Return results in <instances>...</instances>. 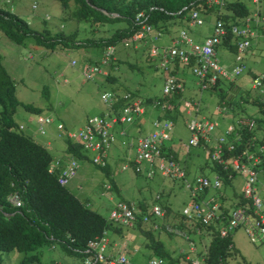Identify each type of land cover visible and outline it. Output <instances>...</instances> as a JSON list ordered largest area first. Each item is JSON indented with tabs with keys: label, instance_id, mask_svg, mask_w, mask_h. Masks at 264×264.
Returning a JSON list of instances; mask_svg holds the SVG:
<instances>
[{
	"label": "trees",
	"instance_id": "16d2710c",
	"mask_svg": "<svg viewBox=\"0 0 264 264\" xmlns=\"http://www.w3.org/2000/svg\"><path fill=\"white\" fill-rule=\"evenodd\" d=\"M57 1L60 2L64 11L68 10L72 20L89 27L92 34L102 25L123 23L124 26L115 29L107 37L76 40L75 35H65L61 32L51 34L47 29L42 31L33 29L22 18L0 7V33L15 44H22L24 39L32 38L36 45L43 47L45 50L59 48L67 52L91 48L94 49V56L99 58L104 48L114 46L116 49H127L126 55H128V49L130 48H124L121 45V41L129 38L139 29L140 26L134 22L137 14L141 13L146 18H141L142 21L153 26L155 30L167 35H174L176 31L178 33L179 29L173 30L172 26L174 24L180 26L184 23L187 24L188 15L192 11H197L199 12V17L202 15L209 17L215 14V21L220 20L223 22L227 33L222 39L220 48L224 47L233 52L236 61V46L233 44L235 37L230 33L229 26L243 25L245 19L251 15L250 10L239 0H225L222 5L214 4L212 0ZM220 9L222 10L220 11ZM141 53L145 55L144 52L141 51ZM127 57L125 56L124 58ZM96 58H84L79 62L82 65L79 64L78 69H82L85 64H98ZM145 61L151 66L148 60ZM123 62L121 58L115 57L107 66L108 71L114 69L117 71L119 70V65L122 64H127L126 66L130 69L134 68L133 64ZM152 68L157 71L156 67L152 66ZM178 69L180 68L176 63L169 74L178 77V80H182ZM109 75L106 77L107 80L112 83L115 82V77ZM224 82L230 84V86L234 84V82H227L219 78L213 86L202 91L214 93L218 97V104L225 102L228 106V113L231 112L232 115H235L237 106L243 103H239V100L238 103L234 102L235 98L232 100L226 99L227 93L222 88ZM181 83L184 88V82L181 81ZM114 93L119 98L122 95V93L116 91ZM129 93L132 98H140L133 92ZM181 97L182 92L177 91L171 96L157 98L158 101H167L172 106L169 110L160 111L161 114L158 118L174 123L180 114L178 108L183 104V100L180 101ZM240 98L244 103L256 107L258 116L246 117L255 121V128L238 130L242 140L236 145V149L233 152L226 153L229 158H234L237 153L244 149L249 152H256L255 148L264 144V111L262 110L264 104L256 96H251L250 91H246L245 95ZM125 102V100L119 99L115 103L114 110L118 111L125 105ZM152 102L151 98L145 100L146 105H151ZM18 107L33 115L42 113L41 108L23 104L16 99L14 81L4 70L0 58V264H3L1 254L9 253L22 255L18 264H42V248L49 250L52 247L59 248L65 255L75 257L84 264V260L88 256V253H86L87 245L90 241L101 238L104 234L106 237L109 234L121 235L126 230V227L113 223L96 210L91 209L85 202H82L72 194L66 186H61L57 182L58 171L48 172V166L54 161L50 153L44 147L35 143L30 137L25 136L22 130L19 129L20 125L15 123L13 116ZM209 116L208 120H213L217 117L213 114ZM64 142L66 143L65 153L70 159L66 161L59 159L62 163H68V161L73 159L77 163L87 162L94 165L81 145L69 139H65ZM200 143L203 145L202 140ZM197 149L204 153L202 149ZM162 151L165 152L164 155L166 157L173 155L174 160H178L176 153L172 149L162 148ZM207 161L201 169H207L210 174L218 175V178H220V188L211 191V193L218 198L224 215L237 205L244 202L248 203L249 201L243 200L241 192L237 193L233 188V179L238 174L230 167L228 170H223L222 165L210 161L207 163ZM260 163L264 165V160L261 159ZM94 167L104 174L108 181L107 184L110 186L109 191L116 192L117 186L113 180L109 164L104 167L96 165ZM256 170L259 171V166L256 167ZM207 192V189H205L198 196V199L201 200ZM12 194H18L21 202L20 207L16 208L8 202V198ZM139 207L143 213H146L144 205ZM167 212L169 211L165 209V214ZM172 220L176 222V226H174L175 228L177 227L176 229L182 231L190 229L188 234L199 231V235H210V242L204 252H202L204 264H227L226 260L233 250L231 244L232 233L227 237H220L218 233V228L224 225L226 220L209 225L195 224L194 226L187 225L184 220L183 222H177L174 217ZM142 226V223L138 220L133 228L142 232L146 238V247L150 251L149 259L152 257L162 258L166 264L191 263L189 259L184 258L183 254H178L177 256L169 254L164 249L162 242L155 238L153 230H144Z\"/></svg>",
	"mask_w": 264,
	"mask_h": 264
},
{
	"label": "rangeland",
	"instance_id": "374dc122",
	"mask_svg": "<svg viewBox=\"0 0 264 264\" xmlns=\"http://www.w3.org/2000/svg\"><path fill=\"white\" fill-rule=\"evenodd\" d=\"M239 1L243 2L247 8H250V0ZM33 5L36 6L35 9L32 8ZM0 7L16 14L33 29L38 31L47 29L51 34L61 32L65 35H75L76 40L107 37L115 29L124 26L123 23L102 25L92 34L89 27L72 20L68 10L64 11L57 0H10V5L0 0ZM69 11L71 12V10ZM214 16L215 14L207 18L202 15L201 17L205 21L204 25L188 28V35L193 40L195 38L198 41L197 43H201L200 41L208 35V29L211 23L214 22ZM180 27L187 29V24L184 23L181 26L174 24L172 26L173 30H177ZM198 36L200 39H197L199 38ZM158 43L160 44L161 42L159 41ZM263 43L252 49V56L243 57L242 64L246 67L245 72L234 83L239 88V94L234 102L238 103L239 100V103L243 104L237 106L235 117L258 116L257 108L251 104L244 103L240 97H243L246 91H250L251 96H254V91L250 90L251 77L248 76V69L253 67L256 74L264 73ZM120 47L122 46L120 45ZM93 50L91 48L67 52L59 48L45 50L43 47L36 45L32 38L24 39L22 44H15L0 33L1 65L14 81L16 99L23 104L41 108L42 113L39 115L50 117L53 123L45 128V134L42 135L36 131V124L34 123V119L38 115H33L18 107L13 119L17 125L24 127L22 133L44 147L53 159L65 154L66 143L64 139L58 137V134L77 130L86 123L88 118L100 115L104 111L105 106L100 99L101 93L112 90L119 93L133 92L143 101L147 98L163 95V77L161 72L155 71L151 67L152 65L150 66L145 61L147 59L145 55H142V49L134 51L130 48L128 49V55H126L127 49H117L115 57L121 58L124 61L123 63L129 62V64H133L134 68L130 69L126 66L127 64H122L119 65V70H110L109 76H114L115 82H109L106 77L100 78L103 83L101 85L97 84L96 79L92 81L85 80L78 69L79 62L84 58L95 59L97 56H94ZM220 53L217 52V58L222 66L228 68L234 65L235 57L233 52L221 50ZM125 56L128 57L124 58ZM73 59L77 61V66L75 67L70 65V61ZM259 61L261 63L257 64L258 66L253 65V63ZM182 72H184V88L181 91L182 97L180 101L197 104L198 113H205L206 119H209V112L216 116L215 107L218 104V97L209 91H199L196 86V79L190 71L181 69L180 73ZM229 86L230 84L225 82L222 84L225 92H227ZM150 110L154 109L148 107L146 114L139 118L138 122H144L139 131L136 130L134 125H126L125 129L128 130V135L122 138L124 143L132 146L133 142L142 139L153 130L151 122L158 117L160 111L154 110V112L149 113ZM178 110L180 114L177 120L174 123L172 122L171 140L169 142L178 156V162L188 170L187 179L189 181H192L198 175L211 176L212 174L207 169H201L206 162L202 151H198L197 148H189L190 156L188 158L182 157L183 151L186 152L187 142L190 138L186 123L190 118L196 117L197 114H187L184 104L180 105ZM235 117L231 118L230 122H225L224 125L232 123ZM116 139L118 140L117 136ZM116 139L113 141L114 143L112 142V145L115 146H111L109 157H107L109 165L113 161V153L119 151ZM47 143L50 144V147L47 146ZM128 144L122 145L123 150H126L125 148L130 150L131 160L129 161L128 157L125 160L123 159V163L127 168L121 169L123 163L120 162L112 166V177L118 189L116 192L105 190L104 186L108 181L104 174L94 165L87 162H78L79 169L76 176L70 180L66 188L79 200L85 202L91 209L96 210L105 218L109 217V211L116 202H143L142 204L148 208V210L146 209V214L150 213L152 206L156 204L162 210L165 211L167 209L171 212L177 222H183L182 208L192 200L189 191L178 180L160 177L157 173L147 177L146 165L141 166V172H136L132 161L134 150L131 146L127 147ZM67 159L69 160L70 157L68 156ZM243 182L244 180L240 175L233 179V188L237 193L242 191ZM157 196L159 199H156ZM148 225L151 226L148 223L145 228L148 229ZM125 232L127 235L134 233L136 235V240L134 241L138 249L144 256L149 254L150 251L146 247V238L142 232L136 228H126ZM153 234L155 238L164 243L165 249L172 252V255L178 254L182 250L192 260L197 261L199 264H204L202 251L204 252V247L206 248L210 242V235L202 234V238H200L198 235L190 233L188 234L189 240H186L183 237L171 235L165 231H153ZM110 239L112 240L111 235ZM189 242L192 245L194 244L195 252H190ZM231 244L233 250L226 260L227 264H264V241L252 242L243 228H239L231 234ZM41 252L43 253L42 264H83L79 259L65 255L57 247H52L49 250L42 248ZM105 253H107V250ZM127 253L128 255L130 254L129 251ZM21 256L16 253L1 254L3 264H18ZM132 259L139 264L147 261L146 259L140 262L143 259L139 258L138 260L133 257Z\"/></svg>",
	"mask_w": 264,
	"mask_h": 264
},
{
	"label": "built area",
	"instance_id": "2783aa9c",
	"mask_svg": "<svg viewBox=\"0 0 264 264\" xmlns=\"http://www.w3.org/2000/svg\"><path fill=\"white\" fill-rule=\"evenodd\" d=\"M225 0H212L216 5H222ZM255 9L250 17H247L243 25L229 26L230 33L235 37L233 44L236 46L237 64L231 69L222 68L217 58V52L227 31L220 20H216L212 26V32L203 42H195L187 30L178 31L177 37L168 46H159L158 41L162 37V32L155 30L153 26L144 23L146 19L141 13L137 14L134 22L139 25L129 38L121 41L124 48L133 50L142 49L146 59L155 67L165 73L163 81V98L171 96L177 91L183 90V84L177 77L170 75L173 65L176 63L185 68H189L190 73L195 77L200 90H205L213 86L217 79L222 78L227 82H235L244 72L245 66L242 64L243 57L250 48L256 47V41L264 32V0H254ZM142 18V19H141ZM188 26L199 27L204 24V20L199 17V12L192 11L188 15ZM116 47L105 48L98 59V64L85 65L82 69V77L92 81L97 76H106L107 72L102 69L107 67L110 61L115 59ZM75 61H71L74 66ZM250 86L260 102L264 104V73L251 76ZM100 99L105 106V110L100 115L90 117L86 123L74 131H65L59 137H65L72 142L82 146L89 155L91 162L99 167L106 166L108 152L114 140L113 129L119 123L131 124L136 118L145 112L146 104L141 98H132L129 93H124L120 98L114 92H103ZM119 99L125 100V105L118 111L114 110L115 103ZM189 114L198 113V105L192 102L183 103ZM153 108L169 110L172 108L167 101L155 100ZM264 111V107H262ZM216 119H198L192 117L186 126L190 132L187 142L189 148H200L204 151L206 160L222 165L223 170L230 167L240 175L244 182L241 195L243 204L230 209L226 215L221 210L218 198L212 195L211 191L220 188L221 181L218 175L211 176L198 175L192 181L187 179L185 168L174 160L173 155L166 157L162 148H166L171 140L172 123L166 119L156 118L152 121L153 130L139 139L134 150L132 159L136 172L141 171V166L146 165L147 177L159 174L162 177L174 179L182 182L189 191L191 201L182 208L184 223L189 226L209 225L226 220L224 225L218 228L220 237H227L239 228H243L252 242L264 241V165L260 160H264V144L255 148L256 152H249L247 149L241 150L234 158H229L226 153H231L236 149V145L242 140L238 130L255 128V121L250 118H237L232 123L224 125L218 118H225L228 115V106L225 102L217 104L215 107ZM48 117L39 116L35 118L36 131L45 134V128L51 124ZM19 129H23L20 125ZM203 141V145L200 141ZM186 153V154H187ZM259 166V171L256 167ZM127 166H122L126 169ZM79 164L71 159L68 163L54 160L48 166V172L58 171L57 182L61 186H66L70 180L76 176ZM259 174V176H258ZM105 190H110L109 184L104 186ZM207 189V194L200 200L198 196ZM156 199H159L157 196ZM8 202L14 207L21 206L18 194H12ZM139 204L134 202H116L109 211L108 219L119 226L133 228L139 220L142 225L151 224V229L156 231L159 225L152 220H162L164 213L161 207L153 205L150 213H143ZM1 210V208H0ZM165 231L171 234L186 238V234L170 226H165ZM187 239V238H186ZM188 240V239H187ZM108 244V239L104 234L101 238L92 240L87 245L86 253L88 256L84 264H139L132 261L125 248L114 256L107 257L104 254ZM193 245L190 243V250ZM143 264H166L165 260L152 257ZM190 264H199L191 261Z\"/></svg>",
	"mask_w": 264,
	"mask_h": 264
},
{
	"label": "crops",
	"instance_id": "0c3cea01",
	"mask_svg": "<svg viewBox=\"0 0 264 264\" xmlns=\"http://www.w3.org/2000/svg\"><path fill=\"white\" fill-rule=\"evenodd\" d=\"M250 8H248L249 10H250V12L252 13L253 12V10L255 9V7H256V4L254 3V0H250ZM221 11V10H220ZM205 17H207L208 18V16H205ZM210 17V16H209ZM214 22H215V16H214ZM214 22L213 23H211V26L209 27V32H208V35L207 36H209L210 34H211V32H212V26H213V24H214ZM204 23H205V21H204ZM204 25V24H203ZM189 26H188V24H187V27L186 28H188ZM179 30H181V29H183V28H178ZM185 30H187V29H185ZM169 34V33H168ZM177 31H176V33L174 34V35H167V34H165V33H163L162 34V37L160 38V44L158 43V45L159 46H168V45H170L171 44V42H172V40H174L176 37H177ZM261 34V36L257 39V41H256V47L260 44V43H262V42H264V32H261L260 33ZM199 37V36H198ZM163 38V39H162ZM194 38V37H193ZM202 38V37H201ZM206 37H204V39H205ZM197 39H200V37L199 38H197ZM203 39V40H204ZM194 40H195V38H194ZM202 40V41H203ZM158 41V42H159ZM196 42H198L197 40H195ZM202 41H200V42H202ZM167 42V43H166ZM264 44V43H263ZM254 48H255V46H254ZM252 49H253V47L252 48H250L249 49V52H247L246 54H245V56H247V55H253V51H252ZM221 50H225V51H227V52H230V53H232L231 51H229V50H227L226 48H224V47H222V48H220V50H218V53L219 54H221L220 52H221ZM134 51H136V50H134ZM233 55H234V53H233ZM235 56V55H234ZM244 56V57H245ZM100 57V56H99ZM97 59H98V57H97ZM243 62V61H242ZM151 63V62H150ZM259 63H261L260 61L259 62H257V63H253V65L254 66H258L259 65ZM219 64H220V61H219ZM237 64V62L234 60V65L233 66H231V67H228V68H232V67H234L235 65ZM256 64V65H255ZM258 64V65H257ZM151 65L153 66V67H155V65H153L152 63H151ZM176 65V64H175ZM252 65V66H253ZM151 66V67H152ZM220 66L222 67V68H225V69H228V68H226V67H224V66H222V64H220ZM178 67L180 68V69H186V70H189L188 68H185V67H181V66H179L178 65ZM157 68V67H156ZM83 69V68H82ZM82 69H79V70H81L80 72H82ZM172 69H174V65L172 66V68H171V70ZM180 69H178V72H179V74H180V77H181V79L182 80H180V81H182V82H184L183 81V75H184V73L182 74V73H180ZM245 69H246V67H245ZM157 70L158 71H160L161 72V75H162V77H163V81H164V79H165V73L163 72V71H161L159 68H157ZM102 71L103 72H108V70L106 69V67L105 68H103L102 69ZM244 72H245V70H244ZM243 72V73H244ZM242 73V74H243ZM248 76H254L256 73H255V69L253 68V67H250L249 69H248ZM104 76H97L95 79V81L97 82V84H103L102 82H101V80H100V78H103ZM178 78V77H177ZM94 81V82H95ZM235 83V82H234ZM196 86L199 88V86L197 85V83H196ZM162 90H163V86H162ZM199 91H200V89H199ZM107 92H114V90L113 91H107ZM124 93H129V92H124ZM124 93H122V94H124ZM227 94H226V99H230V100H232L233 98H236L237 97V95H238V93H239V88L235 85V84H233V85H231V86H229V88H228V90H227V92H226ZM130 94V93H129ZM131 95V94H130ZM253 97H255V96H253ZM157 98H163V95L162 96H160V97H158V96H154V97H152L151 99L153 100V102L155 101L154 99H156V100H158ZM185 100V99H184ZM152 102V103H153ZM152 103H151V105H146V108H145V112H144V114L142 115V116H144L145 114H146V111H147V108L148 107H150V108H152V109H154L155 111L157 110V108H153L152 107ZM194 103V102H193ZM159 108V107H158ZM154 110H152L153 112H154ZM208 110V109H207ZM152 111L150 110V112L149 113H152ZM158 111H162L160 108L158 109ZM186 113L187 114H189L188 113V111L186 110ZM161 114V112L159 113V115ZM212 113H208V116L209 115H211ZM158 115V116H159ZM142 116H140V117H138V118H136L135 119V121L133 122V123H131L130 125L129 124H121V123H119L118 125H116L115 127H114V129H113V135H114V140L113 141H115V139H116V136L118 137V147H119V151H115L114 153H113V155H112V163H111V165H109L110 166V169L112 170V175H113V169H112V166H114L115 164H117V163H123L124 161H123V159L125 160L126 159V157H128V159H129V161L131 160L130 159V150H129V148H125L126 150H123V147H122V145H126V144H128V143H124V141H123V137H125V136H127L128 135V130H126L125 129V127H126V125H129V126H132V125H134V127H136V130H138L139 131V129L141 128V126L144 124V122H138V120H139V118H141ZM198 119H202V118H206V116H205V113H197V116H196ZM227 117V118H226ZM233 117H235V115H232L231 114V112H229L228 113V115L227 116H225V118H218L217 120L219 121V122H222L223 124L225 123V122H230V120H231V118H233ZM158 118V117H157ZM238 117H235V119H237ZM216 119V118H215ZM234 119V120H235ZM187 124V123H186ZM151 127H152V122H151ZM137 142H138V140L136 141V142H133V145L131 146L130 144H128L127 145V147H129V146H131V148L133 149V150H135V147H136V145H137ZM114 143V142H113ZM112 143V144H113ZM49 146H50V144L49 143H47ZM111 144V146H113ZM115 146V145H114ZM113 146V147H114ZM112 147H110V149H111ZM166 148L167 149H172L173 150V147L170 145V143H168L167 145H166ZM110 149H109V152H108V157H109V153H110ZM181 150V149H180ZM199 151H201V150H199ZM187 152H184L183 151V156L182 157H189L190 156V152L188 153V154H186ZM176 156H177V154H176ZM68 158V155L65 153L63 156H61V157H59V158H57V159H53V160H59V159H61L62 161H64V160H68L67 159ZM133 158H134V155H133ZM132 158V159H133ZM177 158H178V156H177ZM177 162H178V160H177ZM106 164H108V160H107V163ZM123 166H124V163H123ZM184 167V166H183ZM185 168V167H184ZM122 169V168H121ZM185 170H186V168H185ZM146 171H147V168H146ZM188 170H186V172H187ZM135 172V171H134ZM141 172V171H140ZM139 173V172H138ZM137 174V173H136ZM160 176V175H159ZM160 177H162V176H160ZM118 190V189H117ZM143 202H137L136 204H139V205H143L142 204ZM154 205H156V204H154ZM145 206V205H144ZM146 207V206H145ZM146 209L148 210V208L146 207ZM163 213H164V216H163V219L162 220H152V222H154V223H156V224H158L159 225V229L158 230H156V231H165V226H170V227H172L173 229H176L174 226H176V222L175 221H173L172 220V218L174 217V215H172L171 214V212H167L166 214H165V211L163 210ZM161 227H163V229H161ZM142 229H144V230H146L147 228H145V225H143L142 226ZM147 230H152L151 229V226H149L148 225V229ZM176 230H178V229H176ZM189 230L190 229H187L186 231H183L185 234H186V238L189 240V236H188V232H189ZM166 232V231H165ZM166 233H168V232H166ZM169 234H171V233H169ZM193 234H196V235H198L200 238H202L201 237V235H199V231H196V233H193ZM110 235L111 234H109L108 236H107V239H108V244H107V246H106V248H105V251L107 250V253H105V255L107 256V257H109V256H114V255H116L117 253H119V252H121L124 248H125V250L128 252H130V254H129V257L132 259V257L133 258H136V259H138L139 260V258L140 259H143L142 261H140V262H143L144 260H146V259H149V255H150V252H149V254H147V255H145L144 256V254L143 253H141V251L138 249V246H137V244H135L136 242L134 241V240H136V235L133 233V234H131V235H127L126 234V232H125V230L123 231V233L121 234V235H119V234H112L111 236H112V240L110 239ZM171 235H175V234H171ZM176 236H179V235H176ZM205 236V235H204ZM181 237V236H180ZM184 238V237H183ZM185 238V239H186ZM186 239V240H187ZM161 241V240H160ZM162 242V241H161ZM191 242H189V244H190ZM162 244H163V247H164V249H165V245H164V243L162 242ZM192 244V243H191ZM189 249H190V246H189ZM206 248L204 247V250H205ZM166 250V249H165ZM195 246H194V244H193V248L190 250V252L191 251H193V252H195ZM104 251V252H105ZM167 251V250H166ZM169 254H171L172 255V252H170V251H167ZM203 252V251H202ZM178 254H183L184 255V258L185 259H189L190 261H195V260H192V258L189 256V255H187L184 251H182V250H180L179 252H178ZM178 254H175V255H172V256H177ZM142 256H143V258H142ZM144 257H145V259H144ZM133 260V259H132ZM197 262V261H196Z\"/></svg>",
	"mask_w": 264,
	"mask_h": 264
},
{
	"label": "clouds",
	"instance_id": "9594fccd",
	"mask_svg": "<svg viewBox=\"0 0 264 264\" xmlns=\"http://www.w3.org/2000/svg\"><path fill=\"white\" fill-rule=\"evenodd\" d=\"M1 1L4 2V3L7 4V5H10V0H1ZM35 7H36L35 5L32 6L33 9H35ZM106 48H107V47H106ZM104 49H105V48H104ZM104 49H103V50H104ZM116 51H117V50H116ZM102 52H103V51H102ZM102 52H101V54H102ZM101 54H100V55H101ZM98 59H99V58H98ZM98 59H97V61H98ZM71 61H75V63H77V61L74 60V59L71 60ZM71 61H70V65H71ZM112 61H113V60H112ZM85 65H90V64H85ZM85 65H84V66H85ZM71 66H72V65H71ZM75 66H76V64H75L74 66H72V67H75ZM84 66H83V67H84ZM83 67H82V68H83ZM106 69L108 70L107 67H106ZM108 75H109V71L107 72V75L104 76V77H107ZM39 116H40V115H38L37 117H39ZM43 117H44V116H43ZM48 118H50V117H48ZM50 119H51V118H50ZM88 119H89V118H88ZM88 119H87V120H88ZM34 120H35V119H34ZM51 121H52V120H51ZM34 123H35V122H34ZM52 123H53V122H51V124H52ZM63 128H64V127H63ZM23 129H24V127H23ZM23 129H20V130H23ZM58 135H59V134H58ZM58 137H59V136H58ZM59 138H62V139H64V140L67 139V138H65L64 136H63V137H59ZM47 146L50 147L49 145H47Z\"/></svg>",
	"mask_w": 264,
	"mask_h": 264
}]
</instances>
